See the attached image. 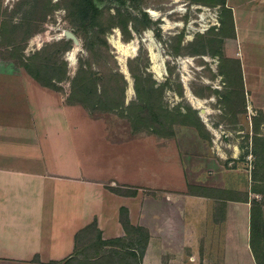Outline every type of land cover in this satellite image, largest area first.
Masks as SVG:
<instances>
[{
    "label": "crops",
    "instance_id": "obj_1",
    "mask_svg": "<svg viewBox=\"0 0 264 264\" xmlns=\"http://www.w3.org/2000/svg\"><path fill=\"white\" fill-rule=\"evenodd\" d=\"M223 8L222 49L236 64L245 108L264 116V0H224ZM40 65L30 54L0 53V264L64 259L92 222L102 239H123L121 207L146 230L140 264H232L240 234L257 264L256 180L245 163L230 166L196 137L182 157L175 130L100 121L70 101L67 70L56 77Z\"/></svg>",
    "mask_w": 264,
    "mask_h": 264
},
{
    "label": "rangeland",
    "instance_id": "obj_2",
    "mask_svg": "<svg viewBox=\"0 0 264 264\" xmlns=\"http://www.w3.org/2000/svg\"><path fill=\"white\" fill-rule=\"evenodd\" d=\"M219 1L95 0L92 9L96 19L79 26L70 21L74 13L76 16L77 0H0V53L17 60L29 54L41 58L45 64L40 65L42 69L56 77L67 70L70 101L81 103L100 121H124L134 131H156L157 127L164 135L175 130L182 157L189 153L190 140L196 137L227 155L230 166L245 163L256 180L254 189L259 190L250 195L260 211L257 238L263 256L264 124H259L258 112L245 108L236 64L222 49L229 18ZM64 29L78 36V46L61 35ZM148 32L157 62L162 61L160 73L153 68ZM116 38L122 50L112 44ZM129 42L133 48L126 52ZM44 46L46 55L37 51ZM71 51L74 60L69 58ZM136 86L145 96V90L151 89L149 105L140 103ZM129 87L132 92H128ZM121 88L125 89L122 108L94 109L96 102L109 105ZM188 91L202 100V107L191 103ZM157 119L165 123L148 127ZM252 120L259 133L254 132ZM85 230L74 253L59 264H125L129 260L128 254L123 256L125 248L123 253H115L114 247L100 244L94 228ZM136 237L138 234L131 231L117 243L131 244ZM240 239L230 244L232 264H250L247 240ZM34 260L4 264H34Z\"/></svg>",
    "mask_w": 264,
    "mask_h": 264
},
{
    "label": "trees",
    "instance_id": "obj_3",
    "mask_svg": "<svg viewBox=\"0 0 264 264\" xmlns=\"http://www.w3.org/2000/svg\"><path fill=\"white\" fill-rule=\"evenodd\" d=\"M94 1L95 0H77V12H76V16L75 13L71 16L70 21L82 26V25H86L87 23L92 24L93 20L96 19V13L95 11L92 9L93 5H94ZM113 1V0H110ZM126 0H121V2H125ZM218 4L224 6V0H220L219 2H217ZM142 15L146 16V12L142 11ZM118 75H121L120 73H118ZM122 76V75H121ZM124 80V78H123ZM137 84V83H136ZM136 92H137V97L140 101L141 104H146L149 105L150 104V99L148 97V92L150 93L149 90L151 89H146V93L147 96L144 95V93L141 92V89L137 88L136 86ZM124 88H121L120 94L117 97L112 98V102L109 105H104L101 106V104H99V102H96L95 104V108L94 109H101V110H106V111H113L115 109H119L122 108L124 105ZM96 93V91H95ZM259 124L264 122V116L262 114V112H259ZM253 124L255 123L254 120H252ZM165 122L162 123V121H159L158 119L156 121H150L148 127H153L155 128V125H159V124H164ZM156 131L161 132V129L156 127ZM155 131V132H156ZM254 132L255 133H259V128L258 125L254 124ZM252 179H255L252 176ZM257 188V187H255ZM253 191H255L256 193H258L259 190H255L254 188H252ZM133 192V191H132ZM259 208L256 206V199H252V206H251V220H250V246L252 248L254 257L256 259V263L257 264H264V255L261 256L260 252H259V248H258V238H257V218H259ZM120 221L122 223V226L124 228V230L126 231V235L129 236V234L132 232L137 233L138 237H136L133 241V243L131 244H122V243H117L118 241H122L123 239L121 238H114V239H102L100 237V233L99 230L97 229L96 225L94 222L84 226L76 235V245H77V241H78V237L80 235V233L86 231L85 229L88 227H92L94 228L97 238L100 241V244H103V246H107L110 245L112 247H114V251L115 253H123V251L121 249H126V251L123 253V256L125 254H128L129 260H127V262H125V264H140L141 261V257L143 254V250L145 248L146 245V230L144 228H142L141 226H135L129 223L128 221V216H127V209L125 207H121L120 208ZM76 249V248H75ZM74 249V251H75ZM74 253V252H73ZM72 253V254H73ZM71 256V255H70ZM121 256V257H123ZM62 259L60 260H51L50 262L54 263V264H59V262H61Z\"/></svg>",
    "mask_w": 264,
    "mask_h": 264
},
{
    "label": "bare ground",
    "instance_id": "obj_4",
    "mask_svg": "<svg viewBox=\"0 0 264 264\" xmlns=\"http://www.w3.org/2000/svg\"><path fill=\"white\" fill-rule=\"evenodd\" d=\"M150 12H153V11H150ZM63 32H64V30H63ZM148 34H149V39H150V43L148 44V46H149L148 48L150 49L151 57H152V60H153V63H154L153 68H154V70H156V72L160 73L161 72V67H162L161 66L162 65V61H160V63L157 62V60H158V54L156 52H154L153 49H152L153 48V45H154L153 40H152L153 38L151 37V35H150L149 32H148ZM112 44H114V46H116V48L119 49V50H122L123 49L122 48V43L117 38L112 40ZM132 48H133V43L132 42H129L127 44L126 52L127 51L131 52L132 51ZM73 54H74V51H71L69 53V58L72 59V60H74V55ZM120 61L122 62V69L125 71L126 69L124 67L123 58H120ZM187 95H188V98H189V100L191 101V103L193 105H195L196 107H200V106L202 107V100L200 98L194 96L189 91H188Z\"/></svg>",
    "mask_w": 264,
    "mask_h": 264
},
{
    "label": "water",
    "instance_id": "obj_5",
    "mask_svg": "<svg viewBox=\"0 0 264 264\" xmlns=\"http://www.w3.org/2000/svg\"><path fill=\"white\" fill-rule=\"evenodd\" d=\"M63 35L65 38L71 39L75 45H77V46L79 45L80 40H79L78 36L71 29H64ZM201 110H203V109H201Z\"/></svg>",
    "mask_w": 264,
    "mask_h": 264
},
{
    "label": "built area",
    "instance_id": "obj_6",
    "mask_svg": "<svg viewBox=\"0 0 264 264\" xmlns=\"http://www.w3.org/2000/svg\"><path fill=\"white\" fill-rule=\"evenodd\" d=\"M61 35H63V32L61 33Z\"/></svg>",
    "mask_w": 264,
    "mask_h": 264
}]
</instances>
